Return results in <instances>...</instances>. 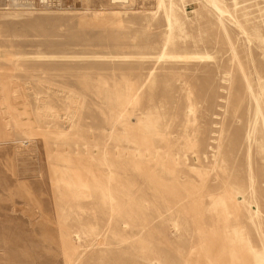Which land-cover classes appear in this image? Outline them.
<instances>
[{"label":"rangeland","instance_id":"1","mask_svg":"<svg viewBox=\"0 0 264 264\" xmlns=\"http://www.w3.org/2000/svg\"><path fill=\"white\" fill-rule=\"evenodd\" d=\"M0 264H264V0H0Z\"/></svg>","mask_w":264,"mask_h":264}]
</instances>
